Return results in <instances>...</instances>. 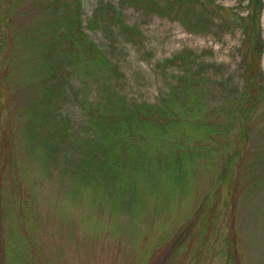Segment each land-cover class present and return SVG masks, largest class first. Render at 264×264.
<instances>
[{
  "label": "trees",
  "instance_id": "obj_1",
  "mask_svg": "<svg viewBox=\"0 0 264 264\" xmlns=\"http://www.w3.org/2000/svg\"><path fill=\"white\" fill-rule=\"evenodd\" d=\"M78 2L74 13L64 0L41 3L54 21L39 28V37L35 32L19 36L12 53L14 9L11 0L0 1L8 5L0 26V128L5 123L12 130L8 160L0 145V264H58L42 254L37 181L29 156L46 168L61 161L59 180L65 182L66 175L71 180L64 189L93 187L101 191L98 203L111 207L112 213L132 211L139 216L147 208L148 215L164 216L161 230L152 225L149 236L132 250L135 259L123 264H207L216 257L218 264H246L233 223L223 244L216 246L220 233L215 216L221 190L250 141L251 120L264 99V1L249 0L248 14L239 15L246 48L243 83L214 103L208 99L207 69L192 49L158 65L167 71V90L158 100L129 102L115 85L122 77L118 64L86 34ZM127 7H138L145 15L165 12L163 0H100L88 27L102 24L118 38L139 44L142 30L128 22L123 13ZM17 54L16 62L9 59ZM77 75L83 81L100 80L96 98L76 96L87 119L81 133L71 132L72 122L61 109ZM225 157L209 191L199 193L191 204L198 177L211 173L214 160ZM181 201H188L189 210L181 219L169 220L170 207Z\"/></svg>",
  "mask_w": 264,
  "mask_h": 264
},
{
  "label": "rangeland",
  "instance_id": "obj_2",
  "mask_svg": "<svg viewBox=\"0 0 264 264\" xmlns=\"http://www.w3.org/2000/svg\"><path fill=\"white\" fill-rule=\"evenodd\" d=\"M48 1L50 3L52 0H11L14 9L11 30L15 40L12 42V53L15 44L21 40L19 36L35 32L39 37V28L52 24L53 13L40 8L41 3ZM64 1L69 2L70 12L74 13L78 0ZM79 1L86 34L118 64L122 77L115 85L129 102L158 100L167 90V71L162 72L158 65L162 66L165 59L190 49L200 55L199 62L207 69L205 82L210 102L218 101L225 91L234 86L241 87L244 71L242 50L246 48L243 28L238 19L239 15L248 14L249 0H163L165 12L153 11L148 15L138 7H127L123 13L128 22L137 24L142 30L139 44L127 42L120 36L118 38L113 30L106 29L102 24L89 28L100 0ZM109 1L118 4V0ZM7 7L6 3H0V26H3L1 17ZM260 23L264 37V7ZM7 36L9 40V32ZM7 50L6 53H9ZM21 52L19 50V55ZM19 55L7 58L16 62ZM261 58L264 72V53ZM82 77L77 75L72 78L68 85V96L66 93L61 105L72 122L71 132L81 133L87 121L76 96L87 95L94 99L100 88V80L96 82L89 78L83 81ZM233 92L237 93L235 90ZM2 94L5 95L4 89ZM6 112H2L3 117L7 115ZM251 121L250 141L243 147L228 184H224L221 190L215 216V226L220 236L217 237L214 232L212 240L217 237L216 246L223 244V237L233 223L240 245V258L246 264H264V99ZM1 124L0 145L3 158L8 160L11 154L7 143L12 130L8 124ZM226 152L229 153V150ZM226 152L222 153L223 156ZM226 157L215 159L209 167L211 173L198 177L197 185L191 192L195 197L191 204L197 200L199 193L206 195L209 191ZM27 162L34 171L33 179L37 181L34 195L38 197L36 207L41 215L37 232L42 254L48 261L53 260L58 264H123L130 258L129 261L135 259L132 250L137 249L139 242L149 236L152 225H156L158 230L162 228L164 216L148 215L147 208L141 210L139 216L132 211L112 213L111 207L98 203V200L102 202L101 191L93 187L76 189L71 185L66 191L64 184L69 186L71 180L67 179V175L63 179L65 182L59 180L61 161L47 163V168L40 167L37 158L32 159L31 156L27 157ZM187 203L175 202L170 207L169 220L181 219L189 210ZM207 264H218L217 257Z\"/></svg>",
  "mask_w": 264,
  "mask_h": 264
}]
</instances>
